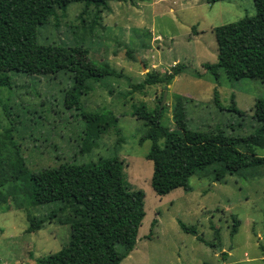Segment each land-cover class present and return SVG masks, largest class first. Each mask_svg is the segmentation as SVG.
<instances>
[{
  "label": "rangeland",
  "instance_id": "374dc122",
  "mask_svg": "<svg viewBox=\"0 0 264 264\" xmlns=\"http://www.w3.org/2000/svg\"><path fill=\"white\" fill-rule=\"evenodd\" d=\"M83 7L73 2L65 11L58 9L39 26L38 40L83 45L91 62H108L115 74L89 80L92 89L80 95L78 107L65 103L73 83L65 71H12L11 83L0 86V177L7 179L0 187V264H35L38 257L66 245L71 232L69 223L59 221L71 214L61 211V201L28 204L23 180L12 178L17 151L33 171L65 161L85 163L114 155L123 159L128 181L146 195L136 246L121 264H264V167L245 168L222 180L197 173L189 179L191 191L177 187L158 195L151 185L153 161L146 157L152 141H140L147 127L132 112L139 103L161 105L165 86L156 83L130 91L147 72L163 74L177 62L185 63L202 75L183 72L167 85L162 123L176 127L172 114L179 94L189 128L220 127L235 136L253 133L254 105L264 99V78L231 79L220 68L217 80L203 63L217 60L213 29L255 15V0H111L110 10L101 11L93 27L94 9L82 20ZM233 104L246 113L239 115ZM88 111H111L117 121L89 152H82V113ZM256 153L264 155V147H256ZM30 213L45 220L35 231H28ZM235 218L239 221L232 235ZM180 221L194 226L204 240L183 230Z\"/></svg>",
  "mask_w": 264,
  "mask_h": 264
},
{
  "label": "trees",
  "instance_id": "16d2710c",
  "mask_svg": "<svg viewBox=\"0 0 264 264\" xmlns=\"http://www.w3.org/2000/svg\"><path fill=\"white\" fill-rule=\"evenodd\" d=\"M110 1L0 0V86L11 83L9 73L12 71L25 74L65 71L73 78L65 94V103L67 107L80 106V95L92 89L88 81L113 75L115 68L108 62H91L89 49L83 45L39 42L38 28L57 14L58 9L65 11L73 2L84 4L79 14L82 20L90 7L94 9L90 27L96 26L100 12L110 10ZM255 4L258 8L255 15L213 29L217 60L205 62L203 66L217 80L220 68L231 79L264 78V4L261 0H255ZM183 72L202 75L185 63L177 62L163 74L147 72L144 80L133 84L130 91L156 83L166 86ZM214 100L219 102L217 88H214ZM232 109L239 115L246 113L235 104ZM132 113L147 127L140 141H152L146 157L153 161L151 185L158 195H165L177 187L191 191L189 179L197 173L222 180L227 174L245 168L258 170L264 167V155L256 153V147H264L263 98L256 99L253 117L257 125L248 136L227 134L220 127L208 130L189 128L184 99L179 94L172 114L175 128L162 123L160 104L150 108L146 103H139L134 105ZM82 116L86 127L81 151L89 152L96 144V138L116 124L117 117L111 111H88ZM16 153L12 161V178L14 181L23 180L28 204L35 206L61 201V211L71 212L59 219L71 226L68 243L58 251L38 257L35 264H121L136 246L145 217L146 195L144 189L135 188L128 181L123 159L114 155L85 163L65 161L33 171L26 165L24 156L19 151ZM6 181L0 177V187ZM55 212L52 211V217ZM44 221L30 213L28 231L39 229ZM238 221L235 218L232 235L237 232ZM180 225L183 230L198 234L194 226L182 221ZM215 231L218 236V228ZM197 238L204 240L200 235Z\"/></svg>",
  "mask_w": 264,
  "mask_h": 264
},
{
  "label": "water",
  "instance_id": "95a60500",
  "mask_svg": "<svg viewBox=\"0 0 264 264\" xmlns=\"http://www.w3.org/2000/svg\"><path fill=\"white\" fill-rule=\"evenodd\" d=\"M142 68H143V70H145V64L144 63H142ZM167 85L165 86V91H164V94H163V98H162V102H161V105H160V109H162V107H163V102L165 101V99H166V95H167Z\"/></svg>",
  "mask_w": 264,
  "mask_h": 264
},
{
  "label": "crops",
  "instance_id": "0c3cea01",
  "mask_svg": "<svg viewBox=\"0 0 264 264\" xmlns=\"http://www.w3.org/2000/svg\"><path fill=\"white\" fill-rule=\"evenodd\" d=\"M180 77V75H178L177 77H175L174 81H176V79H178Z\"/></svg>",
  "mask_w": 264,
  "mask_h": 264
}]
</instances>
